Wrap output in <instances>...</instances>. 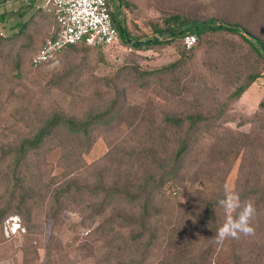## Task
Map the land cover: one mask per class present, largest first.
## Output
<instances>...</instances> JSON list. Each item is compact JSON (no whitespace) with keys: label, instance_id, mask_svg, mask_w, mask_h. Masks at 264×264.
<instances>
[{"label":"trees","instance_id":"1","mask_svg":"<svg viewBox=\"0 0 264 264\" xmlns=\"http://www.w3.org/2000/svg\"><path fill=\"white\" fill-rule=\"evenodd\" d=\"M254 1L250 2L247 15L253 22ZM262 2L264 0H256L257 9L261 8ZM108 5L120 40L135 50L170 46L177 40H182L185 48L183 39L188 35L196 36L197 41L240 40L235 55H225L218 60L220 63L212 66L225 76L226 85L230 87L226 89L228 95L211 118L203 113L168 114L154 127V119H146L142 115L137 125L143 127L145 134L141 137L145 139L138 138L136 143L128 142L124 146L106 138L109 150L95 164H87L84 154L90 151L99 129L114 127V121L123 113L127 98L122 86L124 78L137 81L153 75V72L133 70L129 74H118L113 81L105 78L111 97L108 98L106 92L94 90L88 100L96 103L95 108L92 106L78 115L75 109L82 101L76 99L81 93L71 94L65 99L69 111L47 112L35 109V106L23 109L24 115H33L31 130L17 141L0 145V184L3 185L0 236L3 237L4 223L11 217H18L19 239H23L18 252L23 264H63L77 258L92 264H211L213 247L217 242L215 236L225 220V209L218 204V200L225 197L224 193L208 197L207 189L184 190L179 202L165 192L164 186L177 178L186 179L190 173L185 171L186 164L196 162L192 163L191 156L197 151L205 150L204 159L213 154V149L202 136L203 129L208 131L213 127L212 122L225 121L227 113L233 110L234 104L250 85L264 75V43L255 32L238 23L216 19L196 21L180 14L170 15L161 25H153L151 36H131L121 18L122 8L129 6L127 1L118 0L114 8L108 0ZM0 21H4V16H0ZM13 27L9 34H1L0 41L21 45L18 52L21 51L28 59L26 62L34 68L33 60L40 48L46 40L56 36L58 24L53 8L50 12H32ZM148 40L151 41L146 42ZM243 44L249 48L245 46V49ZM77 47L102 49L81 42L56 53L48 63L56 60L62 51H74ZM239 63L243 64L242 68H238ZM166 70H162L163 73ZM73 77L74 73L69 70L62 81ZM177 93L181 95L182 90L178 88ZM259 105L263 106V103ZM135 132L137 130H132ZM56 148L60 150L58 163L62 169L56 178L62 182L52 194L53 205L48 209V218L42 221L36 219L35 214L40 209L36 195H43L41 187L34 188L30 182L32 164L36 159L37 171L40 172V161L45 159L43 154ZM225 157L226 154L220 155L221 159ZM194 175L197 178L199 174ZM34 180L42 183L39 178ZM46 188L50 190V186ZM255 193L243 194L242 201ZM66 205L79 212V228L89 230L83 238L75 239L73 244H78L73 250H70L73 244L63 243L59 229L56 230L62 223L61 212L68 208ZM46 228L48 237L42 245L39 241ZM241 237L232 239V264H248L244 258L252 255L242 251ZM10 248L0 243V250ZM40 250L43 251L42 256ZM70 252L75 253L73 258L68 255Z\"/></svg>","mask_w":264,"mask_h":264},{"label":"rangeland","instance_id":"2","mask_svg":"<svg viewBox=\"0 0 264 264\" xmlns=\"http://www.w3.org/2000/svg\"><path fill=\"white\" fill-rule=\"evenodd\" d=\"M110 1L115 8L118 0ZM126 1L129 6L122 8L121 18L131 36H151L152 26L163 24L164 20L173 14L185 15L196 21L216 19L231 24L238 23L255 32L259 9L255 0L253 22L247 18L252 0ZM17 23L14 14L11 15L9 22L0 25V36L13 31V26ZM239 42L240 40H199L191 51H187L182 45V40H177L170 46L135 50L124 45L119 39L118 45L99 51L90 47H77L74 51L64 50L53 62L31 68L29 62H26L28 59L21 51L18 52L21 45H9L0 41V145L17 141L31 130L33 115H24L23 109L35 106V109L37 107L47 112L69 111L65 99L71 94L81 93L79 99H76L82 101L75 109L78 115L92 106L95 108L96 103L88 100L94 90L106 92L107 97H111V92L105 85L107 78L113 81L118 74H129L133 70L153 72V75L137 81L129 77L124 78L122 86L127 98L123 113L114 121V127L108 130L99 129L100 132L96 133L97 137L90 151L84 154L87 164L98 163L106 156L109 150L106 138L116 140L119 145L125 144L124 146L128 142L136 143L138 138L143 139L141 136L145 131L137 125L142 115H145L146 119H154V127L168 114L203 113L209 118L214 117V110L224 102L229 86L226 85L225 76L215 71L212 66L220 63L218 60H222L225 55H235ZM245 46L247 45L243 44V47ZM171 65L175 67L172 68ZM165 68L167 70L163 73ZM69 70L74 73V77L62 81V77ZM215 73L217 75H214ZM258 81L262 82L261 85L253 87L242 102L238 103L239 99L234 104L233 110L226 115L227 119L219 121L222 125L211 121L213 127L208 131L203 129L202 136L207 140L210 149H213V154L204 159L205 150L197 151L191 156L192 163L195 160L197 164H186L185 171L190 172L186 179L177 178L164 186L165 192L179 202L184 190L207 189L208 197L222 195L221 192L224 193L223 196L236 192L239 193L240 199L243 194L257 192L247 196L246 200L241 199L242 202L253 203L256 208L253 221L255 235L242 236L240 240L242 251L245 254L252 253L244 258L248 264H264V75ZM178 88L182 90L181 95L177 93ZM261 102L263 106L259 105ZM132 130L137 132L132 133ZM222 154H226L224 159L220 158ZM43 156L45 159L40 161V172L37 171L36 159L32 164L30 180L32 187H41L43 197L36 195L40 209L35 214L36 219L42 221L48 218V209L53 205L52 194L62 182L60 178H56L62 172L58 163L60 150L56 148ZM194 173L199 174L197 178ZM34 178H39L42 183H36ZM93 180L92 178L90 181ZM173 181L175 185L172 184ZM46 186H50V190ZM2 191L3 185L0 184V194ZM66 206L63 208L67 209L61 212L62 223L59 222L56 230L59 229L63 243L73 244L75 239L83 238L89 230L79 228V212L69 205ZM228 215L225 211L224 223ZM15 220L20 223L19 218ZM6 222L3 226V237L0 236L4 242L0 243L11 248L0 250V264H23L22 256L18 252L23 239H19V233L12 235L9 229L11 222L8 224L9 219ZM45 226L48 227L47 222ZM47 235L48 228L44 229L40 244L45 243ZM77 244H73L70 250L75 249ZM213 248L211 264H232L234 242L231 238L216 242ZM39 252L42 256L43 251ZM68 255L73 258L75 253L70 252ZM63 264L92 262L85 263L77 258L66 260Z\"/></svg>","mask_w":264,"mask_h":264},{"label":"built area","instance_id":"3","mask_svg":"<svg viewBox=\"0 0 264 264\" xmlns=\"http://www.w3.org/2000/svg\"><path fill=\"white\" fill-rule=\"evenodd\" d=\"M52 3L58 29L55 38L46 40L36 54L34 68L48 63L61 50L81 42L102 49L118 45L120 36L113 24L108 0H52ZM196 43L194 35L183 39L186 49ZM15 219L18 218L11 217L8 222H11L12 235L19 230Z\"/></svg>","mask_w":264,"mask_h":264},{"label":"clouds","instance_id":"4","mask_svg":"<svg viewBox=\"0 0 264 264\" xmlns=\"http://www.w3.org/2000/svg\"><path fill=\"white\" fill-rule=\"evenodd\" d=\"M229 215L225 223L217 230L215 239L218 243L226 239H240L241 236L255 235L253 221L256 216V208L251 202H242L239 193L232 192L218 200Z\"/></svg>","mask_w":264,"mask_h":264},{"label":"crops","instance_id":"5","mask_svg":"<svg viewBox=\"0 0 264 264\" xmlns=\"http://www.w3.org/2000/svg\"><path fill=\"white\" fill-rule=\"evenodd\" d=\"M52 8L53 3L51 0H0V16H4V21H0V25L9 22L10 16L13 14L16 17L17 23L27 19L32 12L38 10L50 12ZM257 17L255 35L264 43V2H262L260 10H257ZM242 66L243 64L239 63L238 68H242ZM260 79L261 78L257 79L250 85L238 103L242 102L245 95H247L253 87L261 85L262 82L258 81ZM238 103L236 105H238Z\"/></svg>","mask_w":264,"mask_h":264},{"label":"water","instance_id":"6","mask_svg":"<svg viewBox=\"0 0 264 264\" xmlns=\"http://www.w3.org/2000/svg\"><path fill=\"white\" fill-rule=\"evenodd\" d=\"M120 8H121V2H120ZM155 39H152V41H154ZM149 41H151V40H148V41H146V42H149ZM263 53H264V50H263Z\"/></svg>","mask_w":264,"mask_h":264}]
</instances>
